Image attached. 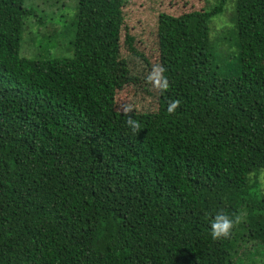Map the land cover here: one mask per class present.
Wrapping results in <instances>:
<instances>
[{
  "label": "trees",
  "instance_id": "trees-1",
  "mask_svg": "<svg viewBox=\"0 0 264 264\" xmlns=\"http://www.w3.org/2000/svg\"><path fill=\"white\" fill-rule=\"evenodd\" d=\"M57 3L0 0V264H264V0L159 16L170 88L137 136L116 110L126 1L77 0L63 59ZM221 211L242 222L216 241Z\"/></svg>",
  "mask_w": 264,
  "mask_h": 264
},
{
  "label": "rangeland",
  "instance_id": "rangeland-1",
  "mask_svg": "<svg viewBox=\"0 0 264 264\" xmlns=\"http://www.w3.org/2000/svg\"><path fill=\"white\" fill-rule=\"evenodd\" d=\"M36 0H24L27 9H34ZM122 7L123 26L120 30L121 42L119 44V62L121 64V75L129 77V84L118 91L116 97V110L121 112L124 105L133 108L132 113H152L157 110L158 91L146 82V78L154 65L159 64L157 24L161 14L179 16L184 13L201 11L214 0H125ZM77 0H58L55 5V21L59 26V40L57 46L50 49L44 48V42L36 43L24 40L21 43L20 55L37 60L45 57L50 52L52 58H68L71 52L66 50L73 38V24L76 19ZM227 12L215 17L213 23L216 29L213 35H217L221 29L227 26ZM226 15V17H224ZM224 17V19H222ZM229 18V17H228ZM222 19V20H219ZM72 24V25H71ZM221 25V26H220ZM24 35V34H23ZM127 35L133 36V45L141 54L140 57L133 56L127 51L124 39ZM48 49V51H47ZM160 65V64H159ZM123 82V81H122ZM260 189L264 194V171L259 176Z\"/></svg>",
  "mask_w": 264,
  "mask_h": 264
},
{
  "label": "clouds",
  "instance_id": "clouds-1",
  "mask_svg": "<svg viewBox=\"0 0 264 264\" xmlns=\"http://www.w3.org/2000/svg\"><path fill=\"white\" fill-rule=\"evenodd\" d=\"M166 69L162 65H154L149 72L146 82L150 84L154 89L161 94L167 93L170 88V82L165 75ZM180 106L179 100H171L167 105V113L173 115L176 113ZM133 108L128 105H124L121 108V113L126 116V126L133 136H137L142 130L141 123L133 119ZM242 222V217L238 214L232 216L221 211L211 218L210 223V235L213 240H227L233 234V229Z\"/></svg>",
  "mask_w": 264,
  "mask_h": 264
}]
</instances>
